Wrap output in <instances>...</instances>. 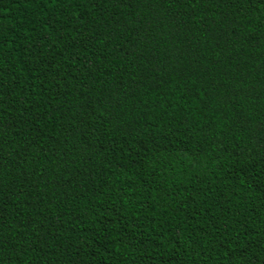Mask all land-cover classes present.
Wrapping results in <instances>:
<instances>
[{
    "label": "trees",
    "instance_id": "trees-1",
    "mask_svg": "<svg viewBox=\"0 0 264 264\" xmlns=\"http://www.w3.org/2000/svg\"><path fill=\"white\" fill-rule=\"evenodd\" d=\"M0 264H264V0H0Z\"/></svg>",
    "mask_w": 264,
    "mask_h": 264
}]
</instances>
